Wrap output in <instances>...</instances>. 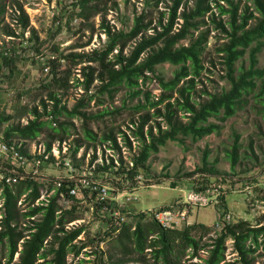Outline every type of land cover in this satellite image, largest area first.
Returning <instances> with one entry per match:
<instances>
[{
	"label": "rangeland",
	"instance_id": "rangeland-1",
	"mask_svg": "<svg viewBox=\"0 0 264 264\" xmlns=\"http://www.w3.org/2000/svg\"><path fill=\"white\" fill-rule=\"evenodd\" d=\"M154 1L103 0L101 12L85 18L78 14L80 10L74 3L77 0H6L7 12L2 22L5 30L0 31V55L14 56L16 63L13 72L6 65L0 67V115L10 116V120L1 125L0 135H3L8 127L26 125L34 117L32 109L34 107L41 109V102L43 100L48 102L51 92L62 98V104L72 108L84 95V86L78 83V79L84 81V76L80 72L84 64L75 65L62 57L72 53H87L102 47L107 40L100 26L104 17L113 30L129 31L134 25L135 16L143 11L148 12L154 24H157L163 15V21L167 22L173 0H159L158 4H154ZM238 1H241L242 7L246 4L251 5V0ZM193 2L194 0H188V4L184 6L190 7ZM19 4L24 6L30 18L29 26L26 28L17 20ZM183 9L182 6L179 13ZM215 12L218 15L217 9ZM223 19L227 20L228 15H224ZM179 22L182 23V20L179 19ZM177 27H180V24ZM208 27L211 36L204 55L206 68L197 78L194 90V96L199 101L206 100L208 92L221 93L230 88L225 78L227 67L217 52L218 47L227 41V37L217 30L211 17L206 18L202 30ZM7 30L14 34H7L5 32ZM152 33L153 30L148 32ZM89 40L91 42L87 44ZM187 42L188 40L183 41L184 44ZM134 45L135 41L128 44L124 54H129ZM146 55L144 54V57ZM56 62L59 66L55 68ZM249 63L248 50L244 57L236 62L237 73L248 68ZM258 66L264 67V41L263 48L258 54ZM179 68V65L166 62L157 66V73L169 80ZM257 83L258 87L247 97V102L235 115L225 121L220 119L221 114L210 119V123L221 125L220 132L199 140L180 137L179 140L168 141L159 152L151 153L149 159L138 168V173L129 178L127 172L139 154L141 141L132 137V147H126L120 131L131 133L132 121H138L145 113L137 111L135 107L146 104L147 95L151 100H158L161 94L160 86L158 81L153 79L140 82L142 93L138 96H134L133 90L127 86H120L113 96H109L98 92L101 82L96 80L89 95L93 93L99 95L82 110L97 118L84 122L80 117L71 118L65 115L58 117V122H64L68 129L64 140H58L54 144L60 143L62 149L63 145L67 146L68 156L83 167V171L111 188L110 202L113 209L121 212L126 218L125 221L115 220L109 211H102L99 206H93L91 198L77 199L69 203L60 199L63 207L70 208L74 204L79 216L78 220L67 224L66 229L84 227L85 231L76 243L86 242L90 245L79 255L69 254L68 263L146 264V260H152L151 255L148 254L143 261L137 254H129L122 250L117 240L118 232L114 230L121 227V222L134 221L130 213L140 211L153 213L165 206H172L176 210L182 207L187 212L186 222L180 228L193 223L211 226L210 233L202 239L207 245L213 243L227 223L247 221L253 227L263 226L264 95L261 96L260 93L264 81L258 80ZM164 106L165 104L161 105L162 108ZM180 116L181 120L187 121L183 113ZM111 130L115 132L122 146L121 151L114 152L116 157L124 160L125 170L121 173H117V168L106 162L105 165L97 162L98 153L100 154L103 146L109 143H103L102 138ZM87 131H91L96 139H88ZM50 133L52 129L48 124L34 140L13 138L12 141L21 144L26 152L31 153L40 145H46ZM237 136L241 143V158L233 168L229 152ZM77 146L80 148L74 156L73 150ZM206 154L207 160H204ZM42 171L55 178L67 175V171L59 166H46ZM195 195L200 199H194ZM20 207L24 209L25 203ZM222 217H225L222 227L215 228L214 224ZM24 223L29 225L28 221L22 220L21 224L25 225ZM197 236L199 237V234ZM263 240L264 236H261L260 246L254 245L253 240L247 242V246L255 251L252 255L255 264H264ZM226 246V260L221 264H243L232 238L227 240ZM210 248L201 250L198 257L191 259L187 257L184 264L203 263L209 255ZM21 249L20 246L19 250ZM2 256L4 261H7V250L2 252ZM18 259L19 252L11 264H17ZM49 259L50 257L47 260L41 259L39 262L51 264L48 262Z\"/></svg>",
	"mask_w": 264,
	"mask_h": 264
},
{
	"label": "trees",
	"instance_id": "trees-1",
	"mask_svg": "<svg viewBox=\"0 0 264 264\" xmlns=\"http://www.w3.org/2000/svg\"><path fill=\"white\" fill-rule=\"evenodd\" d=\"M102 1L77 0L74 3L80 10L78 14L89 18L90 14L101 12ZM158 3L159 0L154 1V4ZM184 4L187 5L188 0H173L168 21H163V15L157 24H154L153 18H149L147 11H143L135 16L134 25L129 31L113 30L104 17L100 26L107 40L102 47L91 52L72 53L62 57L75 65L84 64L80 69L84 81L78 79V83L84 86V95L72 108H68L62 104L61 97L51 92L49 101L41 102V109L39 107L32 109L34 117L26 125L6 128L3 137L10 142H13V138L34 140L41 135L43 127L49 124L52 133L47 136L46 149L50 152L56 141L64 140L68 129L64 122H58V117L62 115L80 117L84 122L97 118L82 110L99 95V93L89 95L96 80L101 82L98 92L109 96H113L120 86H127L133 90L134 96H138L142 93L140 82L153 79L157 80L160 86L161 94L158 100H151L147 95V103L135 107L137 111L145 113L138 121H132L131 133L120 131L126 147H132L131 137L141 141L139 154L127 172L129 178L138 173V168L149 159L151 153L159 152L168 141L179 140L180 137L199 140L220 132L221 125L210 123V119L221 114L220 119L225 121L235 115L247 102V97L258 87L257 81H264V67L258 66V54L263 48L264 41V0H251V5L246 4L243 7L238 0H194L190 7H185ZM182 6L184 9L179 13ZM6 8V0H0V31L5 30L2 22L7 12ZM215 9L218 10V15ZM17 12L18 22L25 28L29 26L30 18L22 4L17 6ZM224 15H228L227 20L223 19ZM208 17H211L217 30L227 37V41L218 47L217 52L227 67L225 78L230 88L221 93L208 92V98L199 101L194 96V90L197 78L206 68L204 55L210 42L211 31L209 27L203 30L202 27ZM179 24L180 27H177ZM150 30H153L152 34H148ZM5 32L9 35L14 34L8 30ZM186 40L188 42L184 44L183 41ZM134 41L133 49L125 55V48ZM90 42L89 40L87 44ZM116 50L118 52L115 53ZM248 50L249 67L237 73L236 62L244 57ZM144 54L147 55L144 57ZM15 59L14 56L0 55V67L6 65L13 72ZM166 62L180 66L174 77L169 80L157 73V66ZM58 66L56 62L54 67ZM190 76L192 77L189 78ZM182 81L184 83L181 85ZM260 95H264V84ZM162 104H165L163 108ZM181 113L187 121L181 120ZM9 120L10 116L0 115V127ZM86 135L88 139H96L91 131H87ZM102 142H111L113 149L122 150L118 137L112 130L103 136ZM79 148L80 146L74 148V156ZM240 149L241 143L237 136L229 152L233 168L241 158ZM204 160H207V154ZM120 162V166L116 167L112 159L111 166L117 168V173L125 170L121 157ZM0 173L11 175L3 169H0ZM2 185L4 207L0 210L3 216L0 223V264L13 263L17 252H19L17 264H40L41 259L47 260L48 257L51 264H69V254L79 255L90 246L86 242L76 243L84 233V227L66 229L67 224L78 220L79 216L74 204L70 208L60 204L62 192L65 193L68 203L77 200L69 196L65 186L51 197L47 206H40L36 204L42 186L38 180L25 177L20 178L18 183L12 186L5 183ZM50 186L53 187L52 184ZM24 195L25 207L22 209L19 201ZM153 214L154 212L147 211L130 213L134 221L121 222V227L114 230L118 232L117 240L122 250L129 254H137L143 261L148 254L151 255L152 260H146V264H184L187 257L188 259L198 257L199 252L206 247H211L209 255L199 264H221L226 260V242L229 238L234 241L241 262L255 264L252 257L255 251L247 246V242L253 240L254 245L260 246L259 238L264 236V225L253 227L247 221L227 223L213 243L207 245L202 239L210 233L211 226L193 223L182 228L166 229L154 219ZM22 220L28 221L29 225L27 223L22 225ZM6 250L7 261H4L2 252Z\"/></svg>",
	"mask_w": 264,
	"mask_h": 264
},
{
	"label": "built area",
	"instance_id": "built-area-1",
	"mask_svg": "<svg viewBox=\"0 0 264 264\" xmlns=\"http://www.w3.org/2000/svg\"><path fill=\"white\" fill-rule=\"evenodd\" d=\"M22 149L23 146L21 144L18 145L10 142L6 140L3 135H0V169L11 174L7 176L0 173V210L4 207V187L2 184L5 183L12 186L18 183L20 178L28 177L42 183L40 187V197L36 201L37 205L47 206L50 203L51 197L65 186L68 189L69 196L80 200L91 198L93 206H99L102 211H109L115 220L125 221L126 217L122 215L121 212L115 211L110 202V199H112L110 196L111 188L103 181L95 179L90 174L83 171V167L76 164V162L68 156L69 149L67 146L63 145L62 149L60 143L57 145L54 144L50 152H47L46 145H40V147H37L35 151L31 153ZM101 150L102 152H100V154L98 153L97 162L100 161L103 165H105V162L108 165H112V159H114L115 166H120V157L118 158L115 156V149L112 148L110 142L107 145L105 144ZM46 166L62 167L67 171V175L66 177L55 178L51 174L43 173L42 170ZM66 181H68L67 185ZM51 184L53 185L52 188L50 186ZM25 198L26 195L20 199V206L24 203ZM193 198L200 199L197 195ZM60 199L66 200L64 192L60 193ZM2 217L1 212L0 223ZM153 217L166 229L180 228L183 226V223L186 222L187 212H185L184 209L161 208L154 211ZM224 218H220L214 224V227L220 229Z\"/></svg>",
	"mask_w": 264,
	"mask_h": 264
}]
</instances>
